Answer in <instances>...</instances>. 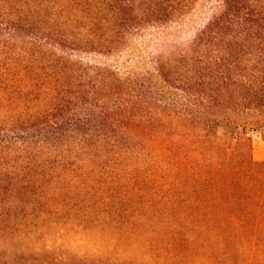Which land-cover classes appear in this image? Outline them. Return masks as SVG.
I'll list each match as a JSON object with an SVG mask.
<instances>
[{
	"label": "trees",
	"instance_id": "1",
	"mask_svg": "<svg viewBox=\"0 0 264 264\" xmlns=\"http://www.w3.org/2000/svg\"><path fill=\"white\" fill-rule=\"evenodd\" d=\"M196 2L0 0V264L62 248L51 241L264 264V160L250 139L264 141V0H218L186 47L155 60L182 103L82 62Z\"/></svg>",
	"mask_w": 264,
	"mask_h": 264
},
{
	"label": "rangeland",
	"instance_id": "2",
	"mask_svg": "<svg viewBox=\"0 0 264 264\" xmlns=\"http://www.w3.org/2000/svg\"><path fill=\"white\" fill-rule=\"evenodd\" d=\"M218 0H197L191 12L179 23L161 28L143 29L127 43L126 47L111 57H82L86 64L105 65L117 72L120 77H140L151 81L156 93L166 94L176 103H182V97L174 90H169L157 79L155 60L158 57H169L176 50L186 47L217 11ZM251 156L255 162L264 160V141L257 133L250 134ZM125 245L129 242L124 241ZM46 246H61L55 251L39 253L31 251L17 255L13 260L23 264H189L194 261L190 256L172 257L157 254L123 252L121 249L98 251L96 248L85 249L82 244L76 248L65 247V242L43 243ZM87 246V245H86ZM8 257V256H6ZM233 257V259H232ZM12 259V258H8ZM222 260L238 264V253ZM242 261L253 260L240 257Z\"/></svg>",
	"mask_w": 264,
	"mask_h": 264
}]
</instances>
